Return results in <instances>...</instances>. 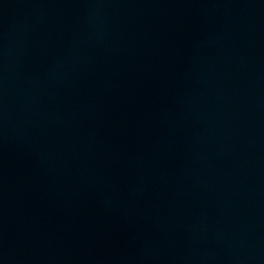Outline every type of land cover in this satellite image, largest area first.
Returning <instances> with one entry per match:
<instances>
[{
  "label": "water",
  "instance_id": "water-1",
  "mask_svg": "<svg viewBox=\"0 0 264 264\" xmlns=\"http://www.w3.org/2000/svg\"><path fill=\"white\" fill-rule=\"evenodd\" d=\"M0 264H264V0H0Z\"/></svg>",
  "mask_w": 264,
  "mask_h": 264
}]
</instances>
